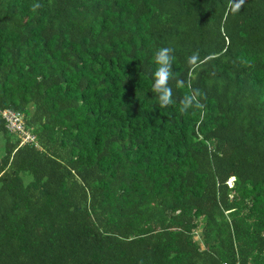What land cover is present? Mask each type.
<instances>
[{
  "label": "trees",
  "instance_id": "16d2710c",
  "mask_svg": "<svg viewBox=\"0 0 264 264\" xmlns=\"http://www.w3.org/2000/svg\"><path fill=\"white\" fill-rule=\"evenodd\" d=\"M236 2L0 0V110L34 136L0 115V264H264V0Z\"/></svg>",
  "mask_w": 264,
  "mask_h": 264
},
{
  "label": "clouds",
  "instance_id": "9594fccd",
  "mask_svg": "<svg viewBox=\"0 0 264 264\" xmlns=\"http://www.w3.org/2000/svg\"><path fill=\"white\" fill-rule=\"evenodd\" d=\"M243 0H238L232 8L233 12H238L242 6ZM40 7L39 4L32 5V11H36ZM174 49L171 47H162L158 49L154 56V62L158 66L153 73L152 92L157 94L160 107H167L174 103L173 89L170 81L175 80L178 88L185 87L186 82L183 79L176 78L173 74ZM199 53H193L188 57L187 64L193 71L200 66ZM190 88V92L180 100L179 111L186 113L189 109H205V105L201 102L203 94L199 89Z\"/></svg>",
  "mask_w": 264,
  "mask_h": 264
},
{
  "label": "built area",
  "instance_id": "2783aa9c",
  "mask_svg": "<svg viewBox=\"0 0 264 264\" xmlns=\"http://www.w3.org/2000/svg\"><path fill=\"white\" fill-rule=\"evenodd\" d=\"M0 115L4 119L5 128L17 134L20 144L25 142L33 143L34 136L30 131L23 128L21 114L19 112L4 108L0 110Z\"/></svg>",
  "mask_w": 264,
  "mask_h": 264
}]
</instances>
